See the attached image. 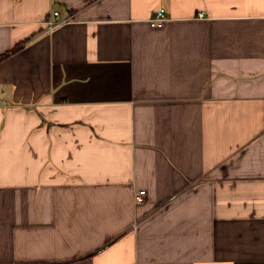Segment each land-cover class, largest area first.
I'll list each match as a JSON object with an SVG mask.
<instances>
[{"label":"crops","instance_id":"obj_1","mask_svg":"<svg viewBox=\"0 0 264 264\" xmlns=\"http://www.w3.org/2000/svg\"><path fill=\"white\" fill-rule=\"evenodd\" d=\"M0 264H264V0H0Z\"/></svg>","mask_w":264,"mask_h":264},{"label":"built area","instance_id":"obj_2","mask_svg":"<svg viewBox=\"0 0 264 264\" xmlns=\"http://www.w3.org/2000/svg\"><path fill=\"white\" fill-rule=\"evenodd\" d=\"M55 16L58 18V20L53 21V22H48L46 25L49 33H53L55 30L64 26L67 23V22H62L59 20V13H55ZM201 16H203V14H201ZM166 20H167L166 11L161 10L157 13V15H155V18L150 23H151V26L153 28H155V27L156 28H163ZM145 195H146V191L145 192L144 191L139 192L136 195L137 202L143 203L145 201V198H144Z\"/></svg>","mask_w":264,"mask_h":264}]
</instances>
